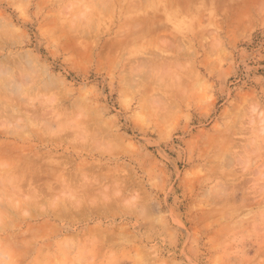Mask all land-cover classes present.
<instances>
[{"label":"rangeland","instance_id":"374dc122","mask_svg":"<svg viewBox=\"0 0 264 264\" xmlns=\"http://www.w3.org/2000/svg\"><path fill=\"white\" fill-rule=\"evenodd\" d=\"M0 72V264H264V0H0Z\"/></svg>","mask_w":264,"mask_h":264},{"label":"bare ground","instance_id":"6f19581e","mask_svg":"<svg viewBox=\"0 0 264 264\" xmlns=\"http://www.w3.org/2000/svg\"><path fill=\"white\" fill-rule=\"evenodd\" d=\"M154 17H155V16H154ZM142 30H143V29H142ZM150 34H151V33H150ZM18 55H19V54H18ZM4 61H5V60H4ZM6 61H7V60H6ZM28 61H29V60H28ZM28 61H26V62H28ZM26 62H25V64H26ZM3 63H4V62H3ZM6 64H7V63H6ZM9 64H10V62H9ZM9 66H10V65H9ZM8 68H9V67H8ZM18 70H19V68H18ZM27 70H29V69H27ZM5 71H6V70H5ZM7 72H9V70H7ZM0 73L2 74V72H0ZM1 74H0V75H1ZM0 78H1V77H0ZM3 79H4V78H2V82H3ZM13 80H14V79H13ZM0 81H1V80H0ZM10 82H11V80H10ZM16 83H17V82H16ZM5 84H6V83H5ZM7 85H8V83H7ZM24 85H25V84H24ZM3 86H4V84H3ZM10 86H11V85H10ZM12 86H14L13 83H12ZM12 86H11V87H12ZM14 87H15V86H14ZM17 87H18V86H17ZM17 87H16V88H17ZM19 89H20V88H19ZM11 91H12V90H11ZM13 91H14V90H13ZM12 94H15V93H12ZM6 95H8V94H6ZM13 97H14V96H13ZM11 98H12V97H11ZM11 98H10V99H11ZM7 99H8V98H7ZM14 99H15V98H14ZM14 99H13V100H14ZM17 100H18V99H17ZM17 100H16V102H17ZM14 101H15V100H14ZM18 101H20V100H18ZM23 103H24V102H23ZM21 104H22V103H21ZM22 105H24V104H22ZM26 105H27V104H26ZM35 108H36V107H35ZM11 109H12V108H11ZM28 110H29V109H28ZM13 111H14V110H13ZM11 112H12V111H11ZM14 112H15V111H14ZM15 113H16V112H15ZM12 115H13V114H12ZM17 150H18V149H17ZM16 152H17V151H16ZM5 155H6V154H5ZM2 157H3V156H2ZM69 161H71V160H69ZM58 162H59V161H58ZM66 162H68V161H65V163H66ZM60 163H61V161H60ZM58 165H60V164H58ZM63 165H64V163H63ZM71 167H72V165H71ZM70 169H71V168H70ZM84 169H85V168H83V170H81V169H80V170H81V171H85ZM64 170H65V169H64ZM66 170H67V169H66ZM78 171H79V170H78ZM17 172H18V171H17ZM66 172H68V170H67ZM85 172H86V171H85ZM85 172H84V173H85ZM18 173H19V172H18ZM71 173H72V172H71ZM79 173H80V171H79ZM66 174H67V173H66ZM72 174H73V173H72ZM76 174H77V173H76ZM76 174H75V177H76ZM86 174H87V173H86ZM31 175H32V174H31ZM81 175H82V173H81ZM62 176H63V175H62ZM66 176L68 177V174H67ZM71 176H72V175H71ZM71 176H69V177H71ZM83 176H84V175H82L81 178L84 180V178H85L86 175H85L84 177H83ZM26 177H27V176H26ZM60 177H61V176H60ZM63 177H65V176H63ZM72 177H73V176H72ZM36 178H37V177H36ZM78 178H79V177H78ZM34 179H35V178H34ZM73 179H74V177H73ZM79 179H80V178H79ZM60 180H61V179H60ZM62 180H63V178H62ZM65 180H66V179H65ZM65 180H63V181H65ZM68 180H69V179H68ZM70 180H71V178H70ZM75 180H76V178H75ZM75 180H73V181H75ZM77 180H78V179H77ZM33 181H34V180H33ZM78 181H79V180H78ZM66 182H67V180H66ZM80 182H81V181H80ZM84 182H85V180H84ZM35 183H36V182H35ZM70 183H71V182H69V184H70ZM74 183H75V182H74ZM89 183H90V181H89ZM52 184H53V183H52ZM58 185H59V184H58ZM61 185H63V184H61ZM65 185H66V184H65ZM65 185H63V186H65ZM81 185H82V184H81ZM85 185H87V184H85ZM85 185H84V186H85ZM90 185H91V184H90ZM50 186H51V185H50ZM63 186H62V187H63ZM70 186H72V185H70ZM73 186H74V185H73ZM76 186H77V185H76ZM79 186H80V185H79ZM79 186H78V188H79ZM68 187H69V185H68ZM88 187H89V186H88ZM90 187H91V186H90ZM37 188H38V187H37ZM83 188H84V187H83ZM83 188H81V190H82ZM85 189H87V188H85ZM87 190H88V189H87ZM73 191L76 192L74 189H73ZM78 192H80V191H78ZM83 192L85 193V191H83ZM80 193L82 194V192H80ZM91 194H92V193H91ZM91 194H90V196H92ZM43 195H44V194H43ZM71 195H72V191H71ZM82 195H83V194H82ZM79 196H80V195H79ZM83 196H84V195H83ZM88 197H89V195H88ZM88 197H86V198H88ZM29 198H30V197L28 196L27 199H29ZM33 198H34V197H33ZM70 198H71V197H70ZM70 198H69V199H70ZM72 198H73V196H72ZM75 198H76V197H75ZM75 198H74V199H75ZM84 198H85V197H84ZM86 198H85L84 200H86ZM74 199H73L72 201L75 202L76 200H74ZM70 200H71V199H70ZM31 201H33V199H32ZM74 202H73V207L76 206V204H74ZM27 203H28V201H27ZM81 203H82V202H81ZM37 204H38V203H37ZM31 205H32V204H31ZM59 205H60V204H59ZM65 205H66V204H65ZM74 205H75V206H74ZM29 206H30V205H29ZM29 206H28V207H29ZM32 206L35 207L34 204H33ZM60 206H61V205H60ZM38 208H39V207H38ZM60 208H61V207H60ZM60 208H58V211H59ZM20 209H21V208H20ZM21 210H22V209H21ZM33 210H34V208H33ZM43 210H44V209H43ZM54 210H56V209H54ZM22 211H24V210H22ZM41 211H42V210H41ZM52 211H53V210H52ZM62 211H63V210H62ZM36 212H38L37 209H36ZM39 212H40V211H39ZM28 213H29V212H28ZM26 214H27V213H26ZM40 214H41V213H40ZM62 214H63V213H62ZM27 215H28V214H27ZM29 215H30V214H29ZM31 215H33V213H31ZM55 215H56V214H55ZM57 216H58V215H57ZM48 228H49V227H48ZM52 229H53V228H52ZM47 230H48V229H47ZM33 231H34V230H33ZM42 248H43V247H42ZM41 250H42V249H41Z\"/></svg>","mask_w":264,"mask_h":264}]
</instances>
